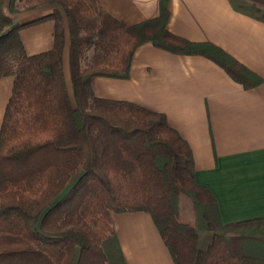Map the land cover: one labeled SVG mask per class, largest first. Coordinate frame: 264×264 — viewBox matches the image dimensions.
<instances>
[{
	"label": "trees",
	"instance_id": "16d2710c",
	"mask_svg": "<svg viewBox=\"0 0 264 264\" xmlns=\"http://www.w3.org/2000/svg\"><path fill=\"white\" fill-rule=\"evenodd\" d=\"M20 1L22 9L62 8L40 18L54 21L51 49L26 53ZM229 1L264 22V0ZM168 18L166 0L156 17L133 25L96 0H0V78L14 77L0 128V264H126L110 211L148 212L175 264H264V241L239 229L264 219L221 222L216 199L194 179L188 143L165 115L94 94L96 77L129 76L144 42L205 55L245 89L261 83L217 45L170 32ZM65 28L72 97L62 66ZM182 193L198 211L194 222L179 217Z\"/></svg>",
	"mask_w": 264,
	"mask_h": 264
},
{
	"label": "crops",
	"instance_id": "0c3cea01",
	"mask_svg": "<svg viewBox=\"0 0 264 264\" xmlns=\"http://www.w3.org/2000/svg\"><path fill=\"white\" fill-rule=\"evenodd\" d=\"M114 17L133 25L159 14L162 0H96ZM167 28L190 41L210 42L261 77L245 89L223 67L202 54H177L140 44L129 76H98L97 97L135 103L163 113L188 143L194 179L217 202L223 224L264 219V22L235 10L229 0H166ZM60 9L45 4L16 13L27 54L53 46L54 21L40 19ZM69 75V39L62 49ZM13 76L0 78V128ZM126 264H175L151 215L146 211H110Z\"/></svg>",
	"mask_w": 264,
	"mask_h": 264
},
{
	"label": "rangeland",
	"instance_id": "374dc122",
	"mask_svg": "<svg viewBox=\"0 0 264 264\" xmlns=\"http://www.w3.org/2000/svg\"><path fill=\"white\" fill-rule=\"evenodd\" d=\"M9 0H5L6 5L8 4ZM18 7H22V1L17 3ZM60 8V7H59ZM62 10V8H60ZM63 12V10H62ZM65 19V17H64ZM85 56H86V61H90L91 57H92V48H90L89 50H87L85 52ZM67 87L69 90V94L72 97V90H71V85H70V80H69V75L67 77ZM69 188V186H67V188L65 189L64 192L67 191V189ZM177 209H178V213H179V217L182 221L184 222H194L196 221L197 217H198V211L195 208L194 202L192 201V199L187 196L186 194H181L179 199H178V203H177ZM197 231H198V245L200 246H204L205 245V234L204 232L200 229V227H197ZM239 229H246L249 231H252L251 233L253 235H251L250 239L252 240H262L264 241V222H257V223H252L246 226H241ZM257 231V232H256ZM240 247L241 248V241H239ZM242 250V249H241Z\"/></svg>",
	"mask_w": 264,
	"mask_h": 264
}]
</instances>
